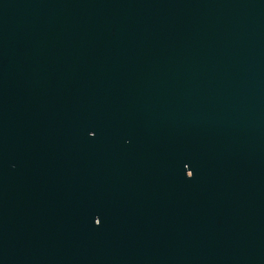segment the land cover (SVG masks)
<instances>
[{"label": "water", "instance_id": "water-1", "mask_svg": "<svg viewBox=\"0 0 264 264\" xmlns=\"http://www.w3.org/2000/svg\"><path fill=\"white\" fill-rule=\"evenodd\" d=\"M0 264H264V0H0Z\"/></svg>", "mask_w": 264, "mask_h": 264}]
</instances>
